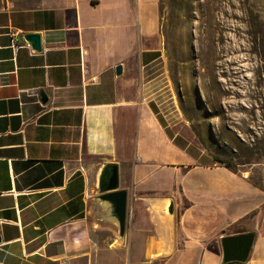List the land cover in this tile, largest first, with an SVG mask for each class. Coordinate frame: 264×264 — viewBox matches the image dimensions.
Returning a JSON list of instances; mask_svg holds the SVG:
<instances>
[{
    "label": "crops",
    "instance_id": "0c3cea01",
    "mask_svg": "<svg viewBox=\"0 0 264 264\" xmlns=\"http://www.w3.org/2000/svg\"><path fill=\"white\" fill-rule=\"evenodd\" d=\"M159 15V0H0V264H223L221 239L237 231L254 234L244 264H264V189L169 135L127 77L159 58ZM104 163L119 165L127 217L153 222L143 251L100 237L115 230L93 195ZM163 198L173 201L170 252Z\"/></svg>",
    "mask_w": 264,
    "mask_h": 264
},
{
    "label": "rangeland",
    "instance_id": "374dc122",
    "mask_svg": "<svg viewBox=\"0 0 264 264\" xmlns=\"http://www.w3.org/2000/svg\"><path fill=\"white\" fill-rule=\"evenodd\" d=\"M159 13V58L127 76L137 80L139 103L179 142L264 189V0H159ZM135 120V110L125 113L123 167ZM136 214L127 217L123 248L140 252L153 222ZM116 236L100 235L107 246L117 245Z\"/></svg>",
    "mask_w": 264,
    "mask_h": 264
},
{
    "label": "water",
    "instance_id": "95a60500",
    "mask_svg": "<svg viewBox=\"0 0 264 264\" xmlns=\"http://www.w3.org/2000/svg\"><path fill=\"white\" fill-rule=\"evenodd\" d=\"M23 39L33 52L40 53L42 51L41 35L37 33L25 34ZM115 72L117 76H120L122 67L120 65L117 66ZM40 96L45 103L47 101L45 93L41 92ZM95 189V200L101 207L102 220L114 226L117 233V241L119 244H123L127 229L128 192L120 188L119 165L117 163H104L99 167ZM173 210L172 199L163 198L158 212L164 219L167 252L172 250L174 242ZM253 241L254 234L252 233L223 237L221 239L223 264H244Z\"/></svg>",
    "mask_w": 264,
    "mask_h": 264
},
{
    "label": "trees",
    "instance_id": "16d2710c",
    "mask_svg": "<svg viewBox=\"0 0 264 264\" xmlns=\"http://www.w3.org/2000/svg\"><path fill=\"white\" fill-rule=\"evenodd\" d=\"M154 55H155L156 57H159V53H154ZM168 134H169V133H168ZM169 135H170V134H169ZM242 233H243V232H240V231H239V232H238V231L236 232V234H242Z\"/></svg>",
    "mask_w": 264,
    "mask_h": 264
},
{
    "label": "built area",
    "instance_id": "2783aa9c",
    "mask_svg": "<svg viewBox=\"0 0 264 264\" xmlns=\"http://www.w3.org/2000/svg\"><path fill=\"white\" fill-rule=\"evenodd\" d=\"M62 264H69L68 261L64 260L62 261Z\"/></svg>",
    "mask_w": 264,
    "mask_h": 264
}]
</instances>
